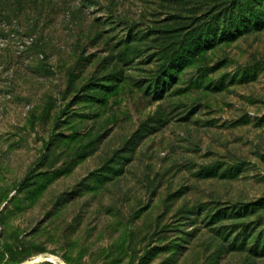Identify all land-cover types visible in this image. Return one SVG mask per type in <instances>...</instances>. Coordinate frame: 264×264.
<instances>
[{
    "label": "rangeland",
    "instance_id": "374dc122",
    "mask_svg": "<svg viewBox=\"0 0 264 264\" xmlns=\"http://www.w3.org/2000/svg\"><path fill=\"white\" fill-rule=\"evenodd\" d=\"M234 1L0 0V264H264V28L157 83Z\"/></svg>",
    "mask_w": 264,
    "mask_h": 264
},
{
    "label": "trees",
    "instance_id": "16d2710c",
    "mask_svg": "<svg viewBox=\"0 0 264 264\" xmlns=\"http://www.w3.org/2000/svg\"><path fill=\"white\" fill-rule=\"evenodd\" d=\"M251 1L252 0H248L249 3L247 6H243V3L240 2V0H235L234 2L236 5H234L233 8L237 9V12L232 9V16L229 18L226 14L223 15L221 17L223 22H218L216 26L209 23L206 27L198 25L192 30L187 31L182 40L177 44V46H175L174 51H168V67L165 68L163 71L164 74L161 75L157 83L166 84L168 81L174 80L176 72H178V70H180L183 66L187 65L189 58L197 54L198 51L202 49H210L215 45L226 41H234L241 35L250 32L253 29H263L264 18L261 17L262 14H260V10H258L256 6L251 3ZM216 4L217 2L215 1L206 13L215 15L216 11L214 8L216 7ZM209 19V22H211L212 17ZM135 139H137V141ZM142 139L143 136H139L136 133L131 141H135L134 144L138 145ZM225 215V212L220 210L215 216H212V221H219L215 219L223 218ZM226 216L232 218V212ZM34 264L54 263L51 261H43Z\"/></svg>",
    "mask_w": 264,
    "mask_h": 264
},
{
    "label": "water",
    "instance_id": "95a60500",
    "mask_svg": "<svg viewBox=\"0 0 264 264\" xmlns=\"http://www.w3.org/2000/svg\"><path fill=\"white\" fill-rule=\"evenodd\" d=\"M48 258V257H47ZM47 258H45V260H43V261H50V260H48ZM43 261H38V262H43ZM38 262H34V263H38ZM52 262V261H51ZM34 263H31V264H34Z\"/></svg>",
    "mask_w": 264,
    "mask_h": 264
},
{
    "label": "bare ground",
    "instance_id": "6f19581e",
    "mask_svg": "<svg viewBox=\"0 0 264 264\" xmlns=\"http://www.w3.org/2000/svg\"><path fill=\"white\" fill-rule=\"evenodd\" d=\"M49 260V259H48ZM33 262H28V263H26V264H31V263H34V262H38L39 261V259L36 261V260H32ZM51 261V260H50ZM54 262V261H53Z\"/></svg>",
    "mask_w": 264,
    "mask_h": 264
}]
</instances>
